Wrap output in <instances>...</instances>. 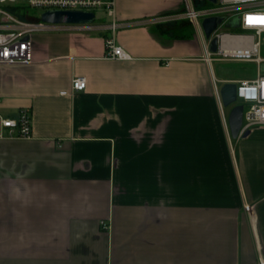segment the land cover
I'll return each instance as SVG.
<instances>
[{"label":"crops","instance_id":"1","mask_svg":"<svg viewBox=\"0 0 264 264\" xmlns=\"http://www.w3.org/2000/svg\"><path fill=\"white\" fill-rule=\"evenodd\" d=\"M115 10L126 59L41 32L0 64V121L32 123L0 139V264H264V126L233 139L192 25L152 22L183 0Z\"/></svg>","mask_w":264,"mask_h":264},{"label":"built area","instance_id":"2","mask_svg":"<svg viewBox=\"0 0 264 264\" xmlns=\"http://www.w3.org/2000/svg\"><path fill=\"white\" fill-rule=\"evenodd\" d=\"M181 13L162 16L152 20L154 23L186 21L195 30L202 46L200 60L212 62H254L260 64L264 58L259 56L264 36V0H183ZM13 7H25V19L13 14ZM39 10L41 14L49 10L81 11L94 14L89 24H53L40 21L29 15V10ZM101 12L109 22L96 23V12ZM209 17H224L223 22L207 39L201 22ZM115 0H0V34L6 32L8 39H0V64H28L31 62V36L35 33L64 32H108L105 38L106 57L111 60L127 58L123 49L115 42V33L125 26L116 21ZM232 24L236 25L235 27ZM223 29L227 31H222ZM231 30V32L229 31ZM238 30V31H237ZM248 32V33H247ZM250 32V33H249ZM5 34V33H4ZM217 39V50L212 53L209 44ZM236 103L242 101L243 118L240 135L254 126H264V75L258 73L253 80L236 81ZM215 95L220 108L219 89L223 83L213 77ZM86 81L77 77L72 82V90H84ZM66 92H62L65 95ZM31 114L28 108L19 111L16 119H1L0 139L31 137ZM239 135V136H240ZM104 228H107L103 224Z\"/></svg>","mask_w":264,"mask_h":264},{"label":"water","instance_id":"3","mask_svg":"<svg viewBox=\"0 0 264 264\" xmlns=\"http://www.w3.org/2000/svg\"><path fill=\"white\" fill-rule=\"evenodd\" d=\"M215 3L216 0H208ZM94 14L91 12L81 11H62L49 10L43 12L40 16V21L53 24H89L92 23ZM224 17H209L201 22V26L205 37L208 39L212 32L223 22ZM233 27L236 25L232 24ZM209 50L214 53L217 50V39L214 38L209 44ZM236 83L225 82L220 86L219 94L224 108H230L228 114V127L230 135L236 139L240 135L243 118V105L236 103ZM243 135V134H242Z\"/></svg>","mask_w":264,"mask_h":264},{"label":"rangeland","instance_id":"4","mask_svg":"<svg viewBox=\"0 0 264 264\" xmlns=\"http://www.w3.org/2000/svg\"><path fill=\"white\" fill-rule=\"evenodd\" d=\"M29 15L33 18H38L41 14L39 10H29ZM97 19L96 23H104L109 22V19L102 15L101 12H96ZM222 31H227L223 29ZM231 32V30H229ZM248 33V32H247ZM250 33V32H249ZM259 56L264 58V36L262 41V46L259 51ZM212 67L214 71V76L217 80L229 79V80H243L244 78H256L259 74L264 75V61H262L259 65L254 62H231V61H223V62H212ZM221 86V85H220ZM239 104L242 103L241 100L238 101ZM227 113L230 111V108L226 109Z\"/></svg>","mask_w":264,"mask_h":264},{"label":"trees","instance_id":"5","mask_svg":"<svg viewBox=\"0 0 264 264\" xmlns=\"http://www.w3.org/2000/svg\"><path fill=\"white\" fill-rule=\"evenodd\" d=\"M10 11L13 14L19 16L21 19H25V15L27 13V9H25V7H13V8L10 9Z\"/></svg>","mask_w":264,"mask_h":264}]
</instances>
